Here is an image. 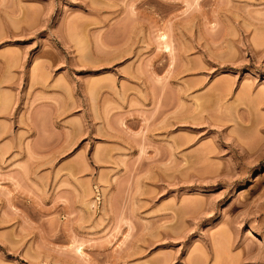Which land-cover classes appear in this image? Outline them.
<instances>
[{
  "label": "rangeland",
  "instance_id": "1",
  "mask_svg": "<svg viewBox=\"0 0 264 264\" xmlns=\"http://www.w3.org/2000/svg\"><path fill=\"white\" fill-rule=\"evenodd\" d=\"M0 264H264V0H0Z\"/></svg>",
  "mask_w": 264,
  "mask_h": 264
},
{
  "label": "bare ground",
  "instance_id": "2",
  "mask_svg": "<svg viewBox=\"0 0 264 264\" xmlns=\"http://www.w3.org/2000/svg\"><path fill=\"white\" fill-rule=\"evenodd\" d=\"M255 228H256V226H255Z\"/></svg>",
  "mask_w": 264,
  "mask_h": 264
}]
</instances>
